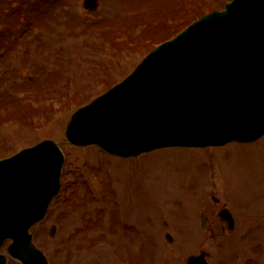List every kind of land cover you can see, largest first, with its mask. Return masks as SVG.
Returning <instances> with one entry per match:
<instances>
[{
  "label": "rangeland",
  "instance_id": "obj_1",
  "mask_svg": "<svg viewBox=\"0 0 264 264\" xmlns=\"http://www.w3.org/2000/svg\"><path fill=\"white\" fill-rule=\"evenodd\" d=\"M82 1L6 0L0 5L17 6L31 22L20 31L18 44L9 37L0 42L4 54L0 80L8 88L5 93L0 90V157L53 138L66 155L62 185L66 182L68 194L77 196L69 202L61 191L46 219L33 228L34 241L48 263L141 262L129 254L144 264H185L186 257L205 250L210 253L208 264H264V137L254 144L170 148L132 159L65 143L72 109L63 104L75 101L71 92L80 76L106 61L126 72L142 56L133 52L116 66L109 47L99 43L107 35L94 32L103 28L110 35L142 19L131 16V10L144 7L155 13L158 3L167 0H99L95 11L85 10ZM216 1L218 5L212 0H180V4L192 11L199 3L220 8L222 0ZM67 76L72 90L67 88ZM98 206L102 213L116 211L113 231L109 214L99 219L102 213H94ZM222 207L234 215L232 231L218 220ZM201 214L208 217L207 231L202 229ZM52 225L56 230L51 236ZM167 232L173 235L172 243L165 238ZM2 252L8 257L6 248ZM8 258L10 264H20Z\"/></svg>",
  "mask_w": 264,
  "mask_h": 264
},
{
  "label": "water",
  "instance_id": "obj_2",
  "mask_svg": "<svg viewBox=\"0 0 264 264\" xmlns=\"http://www.w3.org/2000/svg\"><path fill=\"white\" fill-rule=\"evenodd\" d=\"M98 101L73 116L70 142L127 156L200 145L218 129L224 139L206 143L257 137L264 131V0H233L226 11L205 16ZM251 115L261 121L242 127L240 118ZM62 160L47 141L0 163V244L13 239L9 251L24 264H45L28 229L44 213L38 203L58 188Z\"/></svg>",
  "mask_w": 264,
  "mask_h": 264
}]
</instances>
